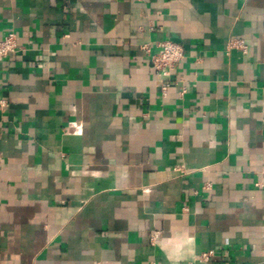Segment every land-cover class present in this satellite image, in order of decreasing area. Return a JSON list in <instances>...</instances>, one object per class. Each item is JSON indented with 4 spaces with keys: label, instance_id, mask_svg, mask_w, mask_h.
<instances>
[{
    "label": "crops",
    "instance_id": "obj_1",
    "mask_svg": "<svg viewBox=\"0 0 264 264\" xmlns=\"http://www.w3.org/2000/svg\"><path fill=\"white\" fill-rule=\"evenodd\" d=\"M10 30L0 264H264V0H0Z\"/></svg>",
    "mask_w": 264,
    "mask_h": 264
},
{
    "label": "built area",
    "instance_id": "obj_2",
    "mask_svg": "<svg viewBox=\"0 0 264 264\" xmlns=\"http://www.w3.org/2000/svg\"><path fill=\"white\" fill-rule=\"evenodd\" d=\"M241 48L246 49V44L243 40L232 39L227 44V49ZM18 49L17 35L14 30H10L6 36L0 41V59L7 58L10 54L15 53ZM143 49L149 52V45H144ZM185 49L183 45L174 40H163L157 43V52L150 55V62L156 72V75L161 83L163 94L171 85V74L176 65L184 58ZM7 105V101L0 99V109ZM210 184L206 186L209 188ZM214 256L212 251H205L201 254V261H209ZM155 264V263H151Z\"/></svg>",
    "mask_w": 264,
    "mask_h": 264
}]
</instances>
